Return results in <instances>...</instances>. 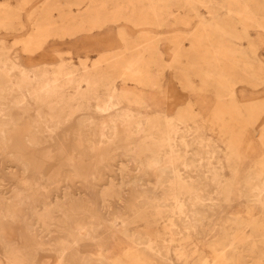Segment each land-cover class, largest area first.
I'll use <instances>...</instances> for the list:
<instances>
[{
    "label": "rangeland",
    "instance_id": "1",
    "mask_svg": "<svg viewBox=\"0 0 264 264\" xmlns=\"http://www.w3.org/2000/svg\"><path fill=\"white\" fill-rule=\"evenodd\" d=\"M0 264H264V0H0Z\"/></svg>",
    "mask_w": 264,
    "mask_h": 264
},
{
    "label": "bare ground",
    "instance_id": "2",
    "mask_svg": "<svg viewBox=\"0 0 264 264\" xmlns=\"http://www.w3.org/2000/svg\"><path fill=\"white\" fill-rule=\"evenodd\" d=\"M134 49V48H133ZM92 87V86H91Z\"/></svg>",
    "mask_w": 264,
    "mask_h": 264
}]
</instances>
